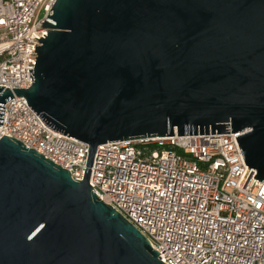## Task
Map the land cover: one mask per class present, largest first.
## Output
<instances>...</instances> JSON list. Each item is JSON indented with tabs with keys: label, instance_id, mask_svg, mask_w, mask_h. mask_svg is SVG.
<instances>
[{
	"label": "water",
	"instance_id": "1",
	"mask_svg": "<svg viewBox=\"0 0 264 264\" xmlns=\"http://www.w3.org/2000/svg\"><path fill=\"white\" fill-rule=\"evenodd\" d=\"M27 90L14 95L89 146L69 171L0 139V264H164L147 238L90 186L100 146L242 134L264 181V0H57ZM160 258V259H159Z\"/></svg>",
	"mask_w": 264,
	"mask_h": 264
},
{
	"label": "built area",
	"instance_id": "2",
	"mask_svg": "<svg viewBox=\"0 0 264 264\" xmlns=\"http://www.w3.org/2000/svg\"><path fill=\"white\" fill-rule=\"evenodd\" d=\"M56 1L0 0V88L32 86ZM241 135L110 142L99 147L89 183L164 264H264V181L246 164ZM4 136L84 180L89 146L47 124L24 97L6 102Z\"/></svg>",
	"mask_w": 264,
	"mask_h": 264
}]
</instances>
